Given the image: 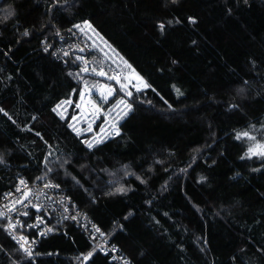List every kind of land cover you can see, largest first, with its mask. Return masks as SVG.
<instances>
[{
    "label": "trees",
    "instance_id": "1",
    "mask_svg": "<svg viewBox=\"0 0 264 264\" xmlns=\"http://www.w3.org/2000/svg\"><path fill=\"white\" fill-rule=\"evenodd\" d=\"M78 20L149 85L124 134L92 150L53 111L74 82L43 48ZM257 144L264 0H0V197L18 172L56 181L135 264H264ZM0 264L114 263L72 223L29 259L1 218Z\"/></svg>",
    "mask_w": 264,
    "mask_h": 264
},
{
    "label": "built area",
    "instance_id": "2",
    "mask_svg": "<svg viewBox=\"0 0 264 264\" xmlns=\"http://www.w3.org/2000/svg\"><path fill=\"white\" fill-rule=\"evenodd\" d=\"M88 24L91 28L86 26ZM76 25H80V28ZM43 48L51 51L56 59L64 63L74 82L69 95L53 107L56 109L54 112L66 122L73 134L90 150L123 135L124 125L136 109L135 97L149 88L144 75L90 20L75 21L65 31L44 38ZM85 67L89 71H83ZM100 71L107 75H98ZM122 85L127 87L122 88ZM104 86L113 90L111 95L107 94ZM129 92L132 95L129 96ZM81 93L84 94L83 99ZM102 93L107 95L106 100ZM121 101L124 103H120ZM128 105H131V109ZM70 125L80 129V133L77 134ZM89 125L91 130L86 131ZM88 142L93 145L91 148L88 147ZM25 193L28 196L24 199ZM16 201L21 203H15ZM0 212L6 214L0 219H5L8 233L17 245L21 247L22 242L18 239L21 236L29 241L25 247L31 248L32 255L29 256L22 248L29 259L35 258L41 240L48 237L56 225L74 223L85 233L89 243L107 255L111 262L135 264L119 245L111 241L101 225L81 209L69 189L56 181H29L18 172L15 185L0 197ZM9 221L17 224L14 230L8 228ZM29 225L33 227H28ZM96 228L100 231L96 232ZM48 229L51 231H47ZM31 241L35 243L32 244Z\"/></svg>",
    "mask_w": 264,
    "mask_h": 264
},
{
    "label": "snow or ice",
    "instance_id": "3",
    "mask_svg": "<svg viewBox=\"0 0 264 264\" xmlns=\"http://www.w3.org/2000/svg\"><path fill=\"white\" fill-rule=\"evenodd\" d=\"M173 2H175V0H173ZM5 18H7V17H5ZM190 19H191V22L195 23L194 18H190ZM169 23H171V22H169ZM86 26H87L88 28H91V25H90V24H88V25H86ZM76 27H77V28H80V25H76ZM159 28H160L161 31H162V30L164 29V24H160V25H159ZM81 30L83 31V29H81ZM25 35H27V33H25ZM129 67H130V66H129ZM83 71L87 72V71H89V69H88L87 67H85V68L83 69ZM93 71H94V70H93ZM98 75L105 76V75H107V73H105V72H103V71H100V72L98 73ZM137 78L142 80V78H139V77H137ZM109 79H117V80H118L119 77H109ZM144 86H145V87H148L147 84H144ZM104 87L107 88V94H108V95H111V93H112L113 90H112L111 88H108L107 86H104ZM121 87H122V88H126L127 85H122ZM137 90L139 91V89H137ZM177 92H178V94H181V93H179V90H177ZM101 95L104 97V100L107 99V95H104V93H102ZM128 95L130 96V95H132V93L129 92ZM83 96H84V94L81 93V98H82V99H83ZM120 103H124V102L121 101ZM59 107H60V105L57 106V108H59ZM77 107H80V105H77ZM128 108L131 109V105H128ZM96 110L99 111L98 108H97ZM53 111H56V109H53ZM125 115H127V113H125ZM74 119H75V118H74ZM70 127H73V130L76 131L77 134L80 133V129L75 128L73 125H70ZM90 130H91V125H89V128L86 129V131H90ZM242 137H248V138L253 139V140L255 139V137H249V134L246 133V132H245V133H242V134H239V135L237 136L238 139H240V138H242ZM97 142H99V141H97ZM92 146H93V145H92L90 142H88V147L91 148ZM248 154H250V155L264 156V144H257L255 147H253V148H249V152H248L246 155H248ZM21 183L23 184L24 181H21ZM117 191H119V192H125V191H127V189H125V188H119V189H117ZM25 195H27V193H25ZM15 203H21V202H20V201H16ZM12 210H14V208H13V209H10V211H12ZM5 215H6V214H5L4 212H0V217H3V216H5ZM24 215H27V213H24ZM41 222H42V221H41ZM17 223H18V222H17ZM35 226L38 227V225H35ZM16 227H17V224H16V223H12L11 221H9V224H8V228H9V229L14 230ZM21 227H23V225H21ZM28 227H33V225H29ZM93 227H95V226H93ZM47 231H51V229H48ZM95 231H96V232H99L100 230H99L98 228H96ZM41 234L43 235V233H41ZM101 235H103V234L101 233ZM18 239H19V241L22 242V243H21V248H23L24 251H25L29 256H31V255H32L31 248H30V247H25L26 244H29V241L27 240V238L21 236V237H19ZM31 243L34 244L35 241H31ZM101 250H103V249H101ZM92 254H93L92 252H89V253L87 254V256L84 257V259H85V260L89 259V258L92 256Z\"/></svg>",
    "mask_w": 264,
    "mask_h": 264
},
{
    "label": "water",
    "instance_id": "4",
    "mask_svg": "<svg viewBox=\"0 0 264 264\" xmlns=\"http://www.w3.org/2000/svg\"><path fill=\"white\" fill-rule=\"evenodd\" d=\"M28 194H29V192H28ZM28 194L24 197V199L28 196Z\"/></svg>",
    "mask_w": 264,
    "mask_h": 264
},
{
    "label": "bare ground",
    "instance_id": "5",
    "mask_svg": "<svg viewBox=\"0 0 264 264\" xmlns=\"http://www.w3.org/2000/svg\"><path fill=\"white\" fill-rule=\"evenodd\" d=\"M82 209V208H81ZM83 210V209H82ZM72 224H74V223H72ZM75 225V224H74ZM76 226V225H75ZM82 231V230H81Z\"/></svg>",
    "mask_w": 264,
    "mask_h": 264
}]
</instances>
